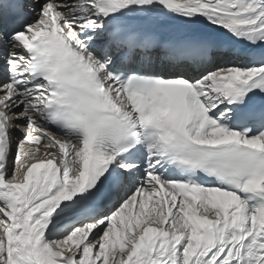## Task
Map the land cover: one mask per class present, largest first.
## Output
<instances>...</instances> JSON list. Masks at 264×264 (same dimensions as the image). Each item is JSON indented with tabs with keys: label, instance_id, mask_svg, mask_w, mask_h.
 Masks as SVG:
<instances>
[{
	"label": "snow or ice",
	"instance_id": "obj_1",
	"mask_svg": "<svg viewBox=\"0 0 264 264\" xmlns=\"http://www.w3.org/2000/svg\"><path fill=\"white\" fill-rule=\"evenodd\" d=\"M0 264H264V0H0Z\"/></svg>",
	"mask_w": 264,
	"mask_h": 264
}]
</instances>
